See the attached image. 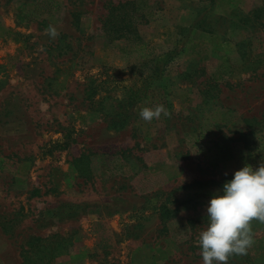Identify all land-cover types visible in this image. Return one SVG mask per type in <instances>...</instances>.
Masks as SVG:
<instances>
[{
	"label": "rangeland",
	"instance_id": "obj_1",
	"mask_svg": "<svg viewBox=\"0 0 264 264\" xmlns=\"http://www.w3.org/2000/svg\"><path fill=\"white\" fill-rule=\"evenodd\" d=\"M127 1L0 0V264H203L221 187L194 181L264 164V0H134L138 33L112 39ZM201 125L221 162L197 156ZM251 225L228 264H264Z\"/></svg>",
	"mask_w": 264,
	"mask_h": 264
},
{
	"label": "clouds",
	"instance_id": "obj_2",
	"mask_svg": "<svg viewBox=\"0 0 264 264\" xmlns=\"http://www.w3.org/2000/svg\"><path fill=\"white\" fill-rule=\"evenodd\" d=\"M51 38L59 29L49 25ZM167 115L163 104L143 106L139 116L145 121ZM208 222L198 236L203 264H228L232 255L247 254L254 242L251 221L264 223V164H245L231 179L214 191L206 205Z\"/></svg>",
	"mask_w": 264,
	"mask_h": 264
},
{
	"label": "trees",
	"instance_id": "obj_3",
	"mask_svg": "<svg viewBox=\"0 0 264 264\" xmlns=\"http://www.w3.org/2000/svg\"><path fill=\"white\" fill-rule=\"evenodd\" d=\"M47 3L52 2L53 0H44ZM134 2V0L127 1L125 4H122L116 8L112 7L111 11H109L105 21H104V28L107 33V35L112 39H120V38H126L129 39L133 36V34L138 33L137 26L134 25V20L128 12L122 13V11H119L120 8L126 7V5H129V3ZM133 103L130 104L132 106ZM128 110V109H127ZM123 112H126L124 110ZM113 117V116H111ZM116 123H119V121L115 120L114 118H110V125L117 126ZM120 124V123H119ZM208 131L212 134V136L215 134V132L212 130L211 127L206 128L204 125L200 126L199 133L194 140V145L198 147V154L197 156L204 155L210 162L219 163L223 160V151L221 149V141L219 139V136H217L215 139L210 138L206 139L207 136L204 132ZM216 135V134H215ZM214 135V136H215ZM251 157H255L256 154L254 152L251 153ZM7 162V159L5 156L0 155V169H2ZM233 176L229 175L226 177H223L222 179H216V178H209L206 180H196L194 183L197 184H206V185H213L215 187H222L223 183L226 180L231 179ZM46 240L48 238H36L34 240L35 242L32 243V245H35L37 248L44 247L46 248ZM66 241L62 237H58L57 241ZM47 249V248H46ZM29 256V255H28ZM28 256H26L28 258ZM30 258V256H29ZM32 260V259H31ZM45 263L42 264H49L50 259L44 261ZM48 262V263H47ZM30 264H35V262H30ZM37 264V263H36Z\"/></svg>",
	"mask_w": 264,
	"mask_h": 264
}]
</instances>
